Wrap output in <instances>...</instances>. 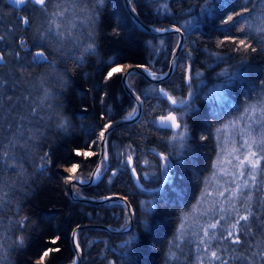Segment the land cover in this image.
I'll return each instance as SVG.
<instances>
[{"label": "trees", "instance_id": "1", "mask_svg": "<svg viewBox=\"0 0 264 264\" xmlns=\"http://www.w3.org/2000/svg\"><path fill=\"white\" fill-rule=\"evenodd\" d=\"M165 2L168 11L160 7ZM131 3L145 21L158 27L183 26L185 20L192 21V25L184 29L186 41L169 79L155 83L140 73L129 76L130 85L142 98L153 86L183 98L189 91L185 66L192 65L194 110L184 117L190 129L189 146L180 155L170 157L165 178L158 153L175 151L169 141L174 130L152 125L151 121L167 114L169 105L151 96L144 101L142 115L136 122L114 128L108 136L109 160L105 175L92 185L75 184L74 189L81 195H125L135 212L134 226L124 233L96 228L80 231L77 239L83 252L81 264H166L170 242L184 216L198 202L213 169L219 148L218 130L240 117L249 103L264 98V86L260 84L264 80V52L238 53L233 50V43H218L224 34L241 38L244 35L235 28L224 33L221 19L245 4L252 10V17L264 18L262 0H252V3L212 0L211 14L202 12L203 0H131ZM33 7L0 0V35L5 36V40L0 41V50H7L6 62L0 65V78L20 81L15 89L11 83L5 89L14 98L29 96L39 101L44 88L50 89L52 99L46 103L53 105L59 117L67 121V127H58L59 119L46 121L43 127L37 125L40 133L36 147L32 155L19 161L22 168H0V188L12 201L10 206L7 199L4 201L6 206L0 208V217H3L4 227L10 228L5 235L11 234L13 239L20 234L10 224L16 218L17 209L20 216H27L31 221L24 232V246L13 245L9 249L8 264H36L40 254L49 247L60 251L52 253L46 264H66L75 259L71 241L75 226L96 222L118 228L128 222V211L121 202L87 204L70 197L64 175L58 169L76 163L80 167L75 174L89 179L98 162V145L90 149L84 145L90 144V138L96 139L108 118L127 116L136 106L123 87L121 74L105 80L109 65L115 66L113 61L122 65L134 62L160 74L167 69L179 36L146 32L134 21L123 0H103L91 25L75 21L77 28L73 34L78 39L66 41L59 51L60 46L55 42L45 48L53 64H33L30 52L37 50L35 27L40 17L35 14L34 18ZM24 16L29 18L30 25L22 23ZM88 32L92 33L96 45L92 54L84 52V45L91 42ZM260 35L255 31L251 33L256 38ZM20 41H24L26 47L21 48ZM252 43L259 49L256 39ZM17 51L19 61L13 55ZM224 69L237 73L227 84L226 77L218 75ZM195 72H200L201 76H195ZM27 107L23 105L25 112ZM201 136L207 139L201 140ZM75 150H91L97 155L86 159L76 156ZM44 153L48 154L50 163L41 169L40 157ZM128 155L133 157L131 163L127 162ZM132 168L136 169L135 175ZM114 171L117 175L113 177ZM18 173L24 175L25 182H20ZM149 202L153 211L145 214ZM255 207L254 203V210ZM262 220L264 213L254 220L255 229ZM133 235L132 244L127 249L122 248V243ZM57 236L60 239L52 244L51 240Z\"/></svg>", "mask_w": 264, "mask_h": 264}, {"label": "snow or ice", "instance_id": "2", "mask_svg": "<svg viewBox=\"0 0 264 264\" xmlns=\"http://www.w3.org/2000/svg\"><path fill=\"white\" fill-rule=\"evenodd\" d=\"M248 2L252 3V0H248ZM13 3L17 6L31 4L34 6V18L35 14H39L44 18V23L36 28L37 42L34 46L37 50L30 52L31 63L40 64L46 62L51 65L54 62L48 59L45 48L55 42L60 46L57 48V51H59L66 41L71 42L78 39L73 34V30L77 28L75 21L80 20L82 23L86 22L91 25L94 22L97 9L103 4V0H69L68 3H65L64 0H56L55 3H53V0H13ZM262 3H264V0H262ZM160 7L164 11L169 10L166 2L161 3ZM213 7L212 0H203L201 10L211 14ZM21 21L25 25H30V20L27 16L22 17ZM220 24L223 26L224 33L231 32L232 28H235L236 32L244 35L241 38L236 35L224 34L223 39L218 41L219 44L223 45L226 42H231L235 45L233 50L238 53H256L258 50L264 52V18L260 16L252 17V10L247 4L241 6L239 10H233L231 14H227L225 18L221 19ZM191 25L192 21L185 20L183 26L173 24L171 28H155L153 30L156 32L175 31L176 33H181L186 26L190 27ZM253 31L261 34L259 38L251 36ZM87 37L91 42L84 45V52L92 54L96 47L95 40L91 32L87 33ZM253 39H256L259 49L253 45ZM4 40L5 36L0 35V41ZM20 46L24 48L26 43L20 41ZM176 47L180 48L182 45L177 43ZM6 55V49L0 50V65L5 64ZM13 55L18 61L20 60L19 51ZM188 55L191 57L190 51ZM218 59L222 58L218 56ZM113 64L115 66L109 65L105 80L111 79L118 74L125 76L132 74L118 61H113ZM138 67L144 68L154 80L163 79V77L157 76L155 72H152L144 65H139ZM185 69V79L189 84L187 96L177 98L164 88L153 86L150 91L143 94V98L140 95L135 97L137 105L132 109L128 117L131 119L138 116L144 101L150 96L159 102L169 105L166 115H161L158 119L151 121L152 125L158 129L174 130L169 141L175 151L158 153L160 168L165 172V178H167V169L170 167V157L172 155H180L181 151L189 146L190 129L184 117L194 110V104L191 99L194 96V92L191 89L192 65H186ZM194 74L195 76H201L200 72H195ZM236 74V72L230 73L228 69H224L218 75L225 76V84H227ZM167 75V73L163 74V76ZM21 76L23 77V67ZM10 83L12 88L15 89L20 81L0 78V168L4 169L10 167L22 168L19 161L32 155L33 149L36 147L35 142L38 139L40 127H43L46 121L59 119L57 126L60 128L67 127V121L59 117V113L53 108L51 103H46V101L52 99L50 89L44 88L43 96L39 101L32 100L29 96L14 98L5 91ZM41 83L43 84L44 81ZM260 84L264 86V80H261ZM216 91L219 92L220 89L218 88ZM153 93L156 95L153 96ZM23 105L28 106L26 112ZM42 112L44 115H41ZM241 121H243V124H241ZM116 123L115 120L108 118L107 122L100 128L96 139L91 140L90 138V144L86 143L84 145L88 149L93 145L103 144L105 146L103 159L100 166L96 169V176L101 174V168L109 158L106 147L108 135L116 126ZM37 125L40 127H37ZM222 129L225 130L227 136L231 137L229 143L232 146L230 149L221 148V152L218 153V163H214L213 167L218 169L224 179L221 180L216 172L213 173L216 188H214L212 193L205 192L204 197L198 202L194 211L186 214L182 219L177 229V235L170 242L166 264H172L173 261L180 262L181 257H184L185 260L187 259V253L182 246L187 243L186 238L188 237H196L197 264H233V262H239V264H262L264 262V240L254 243L250 239V237L254 238L256 236V233L253 232L252 222L259 219V214L264 213V166H262V162H264V98L258 99L255 103H249L240 117L224 124ZM233 133H235V136H233ZM236 136L239 137V146H237ZM200 139L206 140L207 137L201 136ZM75 155L87 159L97 155V153L91 150H75ZM132 159L131 155L127 156L128 163H131ZM40 160L41 169H44V166L50 163L47 153H44ZM79 167V164L73 163L70 168L66 169L67 172L72 173V175L65 177L66 183L77 180L84 182L81 177L75 175ZM132 172L135 175L136 169L132 168ZM17 175L20 177L21 183L25 182V177L22 173ZM112 175L114 177L117 173L114 171ZM254 191L259 194L255 201V210L253 209ZM209 196H213L214 199L208 200L207 197ZM6 199L10 206L12 201L8 197V193L3 188H0V208L6 206L4 204ZM201 204H207L208 206L201 208L199 207ZM151 211H153V208L151 207V202H149V206L145 207L144 212L147 214ZM196 213L200 217H208V219L201 223L199 218H195ZM224 221H230L227 228L223 227L222 222ZM241 222L244 224L243 231L241 230ZM10 224L11 227L20 232L19 235L15 236V239H13L11 234L5 235V233L10 232V228L4 227L3 217H0V264H8L9 249L13 245L15 247L24 246L26 238L24 232L31 224V221L27 216H20L19 209H17L16 218ZM145 225L147 227V221H145ZM261 229H264V220L257 225V231ZM242 235L245 236V239H241ZM59 239L60 237L57 236L51 240V243L55 244ZM73 239L75 248L78 252L81 251L76 231L73 232ZM134 239V235L130 236L122 243V248L127 249ZM224 241H227V246L223 244ZM240 248L244 250L241 251L239 250ZM59 251L60 249L57 247L46 248L40 254L36 264H46L47 258L52 253ZM72 264H77V260L74 259Z\"/></svg>", "mask_w": 264, "mask_h": 264}, {"label": "water", "instance_id": "3", "mask_svg": "<svg viewBox=\"0 0 264 264\" xmlns=\"http://www.w3.org/2000/svg\"><path fill=\"white\" fill-rule=\"evenodd\" d=\"M123 1H124V4H125L127 10L129 11L132 18L134 19V21L144 31L152 33V34H156V35H166V34H170V33H176L175 31H169V32H156V31H154L153 29H155V28H171V26H169V27H158V26H155L151 23H148L147 21H145L141 17V15L138 13V11L132 5V3L129 2V0H123ZM133 9H135V10H133ZM176 34H178V36H179L177 43H180L182 45V47H180V48H177L176 46L174 47V49L171 52L169 65L165 71H163L162 73L159 74L158 72H155L151 68L144 65L146 68L150 69L152 72H155L157 74V76L163 77L162 80L152 79V77L150 75H148V72H146L144 68L138 67L139 65H142V64H138V63H134V62H125L123 64L124 67L126 69H128L129 71H131L132 74L140 73L144 78H146L147 80H149L151 82L160 83V82H163V81L169 79L176 70L177 58H178L179 53H180L181 49L183 48L185 41H186V34L184 31L181 33H176ZM164 73H167L168 75L163 76ZM121 78H122V84H123L125 91L133 97L135 104L137 105V101H136L135 97L137 95H140V94L130 85L129 76H125V75L121 74ZM142 112H143V107H142L139 115L136 116L135 118L130 119V118H128L129 115H127L124 117H119V118L114 119L117 122L116 126L114 128H116L120 125H125V124H130V123L136 122L141 117ZM114 128H113V130H114ZM106 147H107V151H108V146H106ZM104 148H105V146L103 144L98 145L99 158H98V162H97V164H96V166L92 172L91 177L89 179H84L81 177L84 182H80L79 180H77V181H72V182L66 183L67 193L74 200L81 201V202H84L87 204H102V203L116 202V201L121 202L125 205V207L128 211V214H129V218H128V222L125 226H121L118 228H113L109 224L96 223V222L78 224L77 226H79V228H77V226H75L74 229L72 230L71 241H72V244H73V247L75 250V259L77 260V264H81L82 259H83V252H82V249H81V251L78 252V250L75 248V243H74V239H73V232L74 231L77 232V236H78L79 232L84 230V229H95V228L96 229H104V230H107L111 233H124V232L131 230L132 227L134 226L135 212H134V209H133V206H132L130 200L125 195L119 194V193H111V194L101 195V196L81 195L78 192H76L74 189V184L81 185V186L92 185V184L97 183L105 175L106 171L108 170L109 158H108L107 162L105 163L106 164L105 168L103 169V171H101V174L99 176L95 175L96 169L98 166H100L101 160L103 159ZM66 264H72V262L66 263Z\"/></svg>", "mask_w": 264, "mask_h": 264}, {"label": "rangeland", "instance_id": "4", "mask_svg": "<svg viewBox=\"0 0 264 264\" xmlns=\"http://www.w3.org/2000/svg\"><path fill=\"white\" fill-rule=\"evenodd\" d=\"M55 2H56V0L54 1V3ZM42 23H44V18L42 16H40L39 17V22H38L37 26H39ZM37 26L35 27V32H36ZM241 124H243V121H241ZM233 136H235V133H233ZM235 138L237 140V146H239V137L236 136ZM230 139H231V137L227 136L225 134V130H223L221 128L220 129V132H219V135H218V142H219L218 153L221 152V148H228V149L231 148L232 145L229 143ZM215 163H218V154H217V158H216ZM105 165L106 164H104V166L101 168V171H103V169L105 168ZM262 166H264V162H262ZM64 167L70 168L71 165H69V166H61L58 169L63 173L62 169ZM214 172L217 173V176L221 180L224 179L223 176L218 172V169L213 167L211 173L208 176V179L206 181V184H205L203 193L201 194L198 202L202 200V197H204V193L205 192L212 193L213 190H214V188H216V181L213 180V173ZM63 175H64V173H63ZM71 175H72V173H71ZM77 176L78 177H81L79 175H77ZM65 177L66 176L64 175V185L66 187ZM66 191H67V189H66ZM258 196H259V194L254 191V193H253V204L255 203V201L258 198ZM207 199L208 200H212V199H214V197L213 196H209V197H207ZM198 202L194 205V208L198 205ZM207 206H208L207 204H201V205H199V207H201V208H206ZM194 208L192 209V211L190 213H192L194 211ZM128 218H129V216H128ZM195 218H199L201 220V223H203L204 220L208 219V217H200L198 213L195 214ZM229 222L230 221H224V222H222L223 223V227L224 228H227ZM241 226L243 228L244 227V224L241 225ZM255 226H256L255 225V222L253 221L252 222V228H253V232L256 233V236L254 238H251L250 237V239H252L254 243L256 241L264 240V229H263V231H261V230L260 231H255V230H257V229H255ZM242 231H243V229H242ZM241 239H245V236L243 235L241 237ZM186 240H187V243L185 245H183L182 247L184 248L185 252L187 253V259L185 260L184 257H181V261L179 262V264H197L196 256L198 255V253H197V250H196V242H197L196 241V237H188V238H186ZM223 244L225 246H227V241H224ZM237 247H239V246H237ZM239 250L243 251L244 249L243 248H240ZM174 262H176V261H174ZM233 264H239V262H233Z\"/></svg>", "mask_w": 264, "mask_h": 264}, {"label": "bare ground", "instance_id": "5", "mask_svg": "<svg viewBox=\"0 0 264 264\" xmlns=\"http://www.w3.org/2000/svg\"><path fill=\"white\" fill-rule=\"evenodd\" d=\"M66 169H68V167H64V168L62 169L64 175H65V176L71 175V173H70V172H67Z\"/></svg>", "mask_w": 264, "mask_h": 264}]
</instances>
